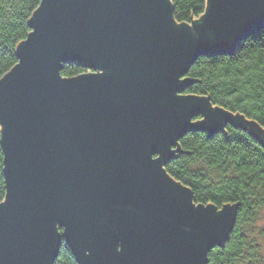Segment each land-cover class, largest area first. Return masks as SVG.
I'll list each match as a JSON object with an SVG mask.
<instances>
[{"label":"water","instance_id":"water-1","mask_svg":"<svg viewBox=\"0 0 264 264\" xmlns=\"http://www.w3.org/2000/svg\"><path fill=\"white\" fill-rule=\"evenodd\" d=\"M173 10L40 1L0 78V264H54L62 239L78 264H207L226 240L236 207L194 203L163 167L197 127L231 121L264 142L255 122L183 93L196 59L264 28V0H207L193 23ZM71 62L94 71L62 76Z\"/></svg>","mask_w":264,"mask_h":264},{"label":"trees","instance_id":"trees-1","mask_svg":"<svg viewBox=\"0 0 264 264\" xmlns=\"http://www.w3.org/2000/svg\"><path fill=\"white\" fill-rule=\"evenodd\" d=\"M40 1L0 0V78L18 62L17 46L31 31L29 21ZM170 2L178 22L197 21L207 6V0ZM89 71L94 70L71 62L60 73L73 77ZM185 77L184 94L207 96L212 107L264 128V28L245 37L232 54L196 59ZM175 148L163 169L190 189L194 203L236 207L231 231L209 251L207 264H264L251 232L264 210V142L247 127L222 121L189 131ZM5 194L0 141V203ZM54 264H78L63 239Z\"/></svg>","mask_w":264,"mask_h":264},{"label":"rangeland","instance_id":"rangeland-1","mask_svg":"<svg viewBox=\"0 0 264 264\" xmlns=\"http://www.w3.org/2000/svg\"><path fill=\"white\" fill-rule=\"evenodd\" d=\"M252 238L257 243L264 263V210H262L251 227Z\"/></svg>","mask_w":264,"mask_h":264},{"label":"flooded vegetation","instance_id":"flooded-vegetation-1","mask_svg":"<svg viewBox=\"0 0 264 264\" xmlns=\"http://www.w3.org/2000/svg\"><path fill=\"white\" fill-rule=\"evenodd\" d=\"M195 120V119H194Z\"/></svg>","mask_w":264,"mask_h":264}]
</instances>
